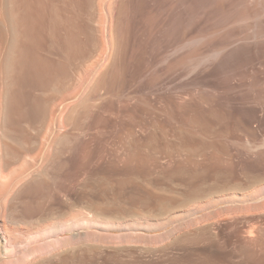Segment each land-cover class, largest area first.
<instances>
[{"label":"rangeland","instance_id":"rangeland-1","mask_svg":"<svg viewBox=\"0 0 264 264\" xmlns=\"http://www.w3.org/2000/svg\"><path fill=\"white\" fill-rule=\"evenodd\" d=\"M233 2L106 0L108 43L98 24L100 0H93L90 23L84 0L71 15V31L97 30L99 48L78 69L69 65L64 84L99 63L82 88L84 101L65 117L62 134L74 143L60 156V177L74 183L75 218L114 224L86 228L75 264H264V131L214 89L228 81L226 66L241 78L238 61L228 56L207 86L185 65L200 47L247 26L239 23L244 4ZM253 3L264 10V0ZM62 29L57 24V41ZM86 35L81 53L92 48Z\"/></svg>","mask_w":264,"mask_h":264},{"label":"bare ground","instance_id":"bare-ground-1","mask_svg":"<svg viewBox=\"0 0 264 264\" xmlns=\"http://www.w3.org/2000/svg\"><path fill=\"white\" fill-rule=\"evenodd\" d=\"M81 2L83 0H0V264H75L76 245L89 236L86 228L114 226L102 218H89L87 214L75 218L72 214L74 183L62 182L60 177V156L69 155L74 143L62 134L65 117L84 101L82 88L99 63L94 60L90 67L71 75L64 84L69 65L75 61L74 67L78 69L77 64L83 66L99 48L97 30L71 31L75 25H71V15H76ZM84 2L90 23L89 20L96 18L93 0ZM238 2L244 4L239 23L245 22L247 26L238 29V34L234 31L233 39L225 40L227 36L222 38L224 40L216 39L219 41L214 42V46L200 47L185 65L189 72L198 71L199 78L195 76L194 82L201 80L207 86L212 82V71L223 68L221 65L228 56L234 59L232 63L238 61L235 62L238 70L234 72L241 73V78L237 80L236 73L226 66L222 73L228 81H216L221 84L217 83L214 89L217 88L222 100L230 104L227 106H238L249 114L250 127L252 123L256 125L253 130L264 131V10L257 12L251 6L253 0ZM99 7L102 18L98 24L107 29L108 43L111 23L104 13L106 0H100ZM61 23L63 29L57 41L55 28ZM86 33L93 37L92 48L90 51L85 48L87 52L81 53L79 47L86 42ZM79 83L74 94L56 103L61 92ZM103 236L104 240L106 236Z\"/></svg>","mask_w":264,"mask_h":264}]
</instances>
